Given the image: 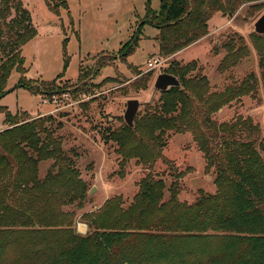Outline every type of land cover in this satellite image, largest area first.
<instances>
[{
  "label": "trees",
  "instance_id": "obj_1",
  "mask_svg": "<svg viewBox=\"0 0 264 264\" xmlns=\"http://www.w3.org/2000/svg\"><path fill=\"white\" fill-rule=\"evenodd\" d=\"M61 1L66 7V0ZM259 1L263 0H159L155 11L146 0L137 31L140 33L142 25L157 29L158 51L172 56L206 36L214 14L232 17L249 4L247 13L252 16L260 12L262 4L250 3ZM47 6L58 16L57 8ZM14 7L19 15L6 22L10 0H0V44L5 54L0 60V89L14 70L20 75L16 88L24 87L33 94L29 81L24 82L21 52L35 31L29 26V13L17 2ZM257 39L264 40V35ZM130 44L123 57L132 52ZM222 47L226 56L219 65L221 70L243 57L245 45L240 38H231ZM259 54L264 88V48ZM107 66L106 62L96 64L99 70ZM198 70L195 63L172 62L165 72L179 80V88L159 92L158 102L135 118L133 129L124 123L103 130L102 138L118 147L122 165L136 159L152 166L161 157L167 132L189 131L201 138L197 142L205 153L218 149L217 145L204 146L210 135L204 125L208 113L224 100L210 102L203 95L205 80L190 75ZM81 75L79 72L78 80ZM253 81L255 84L256 79ZM135 85L145 90L147 80ZM244 85L246 82L231 87L230 96ZM14 89L0 92V99ZM0 113L5 125L14 122L12 128L0 132V264L6 263L9 250L13 258L7 264H264V142L259 144L261 158L252 145L259 135L256 129L248 127L247 144L238 150H232L234 141L230 147L219 144L222 150L211 157L217 168L214 195L199 191L194 202H181L178 174H171L173 180L166 184L148 173L138 182V191L126 208L119 197L104 204L112 225L97 219V231L80 236L72 228L74 211L63 209L82 208L87 189L78 179L72 159L62 150L61 138L54 136L61 124L53 126L52 117L15 122L1 106ZM199 124L205 129L197 128ZM206 158L210 156L206 154ZM48 160L52 164L40 177L39 164ZM88 222L91 227L95 224L94 220Z\"/></svg>",
  "mask_w": 264,
  "mask_h": 264
},
{
  "label": "rangeland",
  "instance_id": "obj_2",
  "mask_svg": "<svg viewBox=\"0 0 264 264\" xmlns=\"http://www.w3.org/2000/svg\"><path fill=\"white\" fill-rule=\"evenodd\" d=\"M15 2L29 13V26L35 31L21 52L24 82L29 81L34 95L24 87L16 88L20 75L13 70L0 92L15 89L0 99V106L7 108L15 122L52 117L53 126L61 124L54 136L61 138L62 150L72 159L78 179L87 189L82 208L63 209L74 211L72 228L78 235L97 231V219L112 225L111 215L102 208L104 204L119 197L122 208H126L138 191V182L148 173L166 184L173 180L171 174H178L181 202H194L199 191L214 195L217 168L211 157L222 150V142L230 147L234 141L232 150L247 144L248 127L259 133L252 145L262 158L259 144L264 142V88L259 52L264 48V40L257 39L253 24L264 14V0L250 3L262 4L260 12L252 16L247 13L249 4L240 7L232 17L214 14L207 23L206 36L172 56L158 51L157 29L142 25L135 36L145 15L146 0H66V7L61 0H10L6 22L19 15ZM47 4L58 9V16ZM150 7L158 10L159 0H150ZM231 38L243 41V57L221 70L219 65L226 56L222 46ZM130 43L132 52L123 57ZM1 48L0 44V60L5 57ZM153 58H159L162 64L148 70L147 62ZM102 62L108 66L97 69L96 64ZM172 62L195 63L199 70L190 75L205 80L203 95L210 102L224 100L208 113V123L204 125L210 130L204 146L217 145L218 149L205 153L199 148L201 138H195L191 132H167L161 157L152 166H144L136 159L122 165L116 144L105 141L101 134L105 128L117 129L124 124L122 115L127 100L137 99L141 103L136 118L153 108L160 96L153 89L155 78L166 73ZM79 72L82 80H78ZM143 80H147V88L136 89L135 84ZM43 82L51 86L42 87ZM243 82L247 85L230 96L231 87ZM13 124L5 125L0 113V132ZM204 126L199 124L197 128L203 130ZM206 154L210 156L208 160ZM51 164L52 160L39 164L40 177ZM91 220L95 223L92 227L88 226ZM12 258L13 251L9 250L4 264Z\"/></svg>",
  "mask_w": 264,
  "mask_h": 264
},
{
  "label": "water",
  "instance_id": "obj_3",
  "mask_svg": "<svg viewBox=\"0 0 264 264\" xmlns=\"http://www.w3.org/2000/svg\"><path fill=\"white\" fill-rule=\"evenodd\" d=\"M254 33L257 35H264V14L261 15L253 24ZM138 29V28H137ZM136 29V30H137ZM139 34L138 31H136L135 36ZM138 37H136L137 40ZM133 45L130 44V47ZM180 83L179 80L170 74L162 73L157 75L155 78L153 89L157 92H165L168 91L171 88H179ZM141 107V103L137 99H129L126 101V107L125 111L122 115L123 121L125 125L129 129L134 128V120L137 116V112Z\"/></svg>",
  "mask_w": 264,
  "mask_h": 264
},
{
  "label": "built area",
  "instance_id": "obj_4",
  "mask_svg": "<svg viewBox=\"0 0 264 264\" xmlns=\"http://www.w3.org/2000/svg\"><path fill=\"white\" fill-rule=\"evenodd\" d=\"M161 64H162V61L159 58L150 59L147 62V69L152 70ZM42 101L44 104H47V101H45V100H42Z\"/></svg>",
  "mask_w": 264,
  "mask_h": 264
}]
</instances>
